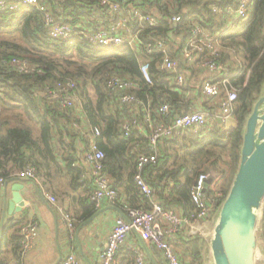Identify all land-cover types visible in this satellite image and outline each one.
I'll return each mask as SVG.
<instances>
[{
    "label": "trees",
    "instance_id": "1",
    "mask_svg": "<svg viewBox=\"0 0 264 264\" xmlns=\"http://www.w3.org/2000/svg\"><path fill=\"white\" fill-rule=\"evenodd\" d=\"M40 2L56 21L83 26L85 30L89 29L87 26L91 30L98 29L101 21L109 26L117 17L109 12V8L101 6L99 0ZM237 2L141 0V9L155 13L159 20L157 26L141 31L142 53L129 45L95 44L79 27L77 35L70 39L55 38L49 33L45 12L36 6L20 5L17 9L0 6V174L10 179L21 170L34 167L42 184L53 191L60 206V199L52 187L62 174L67 177L70 187V192L64 195L74 193L73 199L78 200L72 205L73 213L63 208L75 218L76 225L95 212L94 191L91 194L93 179L83 175L84 169L75 165L76 159L70 154L77 151L78 142L88 143L85 134L74 127L81 121L75 109L61 107L47 94L48 89L54 88L58 82L74 80L78 83V94L89 124L100 128L95 140L105 153V171L117 190L127 171L128 191L137 197L145 196L135 179L138 156L154 153L157 160L147 164L142 175L159 196L167 200L163 204L173 205L178 201H170L171 198L179 196L184 200L179 201L184 210H194L191 186L206 163L208 171H220V162L232 164L226 189L229 192L240 163L247 118L264 93V0H253L248 19L224 16L214 10V7L224 8ZM130 4L138 6L137 0H131ZM101 11L105 12L104 18ZM174 14H180L182 20L170 23L169 18ZM83 18H86V25L81 22ZM195 24L207 27L212 34L221 35L219 59L227 65L230 86L237 89L233 115L238 126L230 132L215 127L203 132H179L171 138L162 137L156 146L136 128L130 135H125L123 126L126 122L135 120L139 124L149 113L156 122L163 120L161 122L170 124L177 115L195 109L194 97L189 92L199 89L209 77L195 84L187 81L186 86L179 88L175 74L159 68L162 53L146 51L152 37L163 36L168 41L169 54L179 58L185 36ZM14 57L28 58L34 69L26 74L12 70L6 62ZM142 58L150 62L152 82H148L141 71ZM182 69L193 72L191 65L185 67L183 64ZM112 76L132 79L136 85L131 92L142 103H123L119 92L108 84ZM164 101L169 103L170 110L161 113L159 107ZM171 182H174V188ZM80 190L86 194H79ZM208 192L212 191L209 189ZM122 196L119 191L118 202ZM258 236L264 243V214ZM206 247L203 238L195 237L187 254L199 264H206L203 259Z\"/></svg>",
    "mask_w": 264,
    "mask_h": 264
},
{
    "label": "built area",
    "instance_id": "2",
    "mask_svg": "<svg viewBox=\"0 0 264 264\" xmlns=\"http://www.w3.org/2000/svg\"><path fill=\"white\" fill-rule=\"evenodd\" d=\"M101 6L109 8V12L117 14L111 25H106L104 21L98 29L85 30L83 26H73L64 21H56L52 13L43 5L40 0H0L3 8L17 9L20 5H34L40 11L45 12L47 27L52 37L70 39L77 35V28L83 29L86 37L95 44L103 46L121 47L129 45L136 51H141L143 40L140 37L141 31L146 27H155L159 20L155 13L144 12L140 5L141 0H137L138 6H131V0H99ZM136 1V0H134ZM142 6V5H141ZM214 10L224 16L237 19H248L253 10V0H238L237 4L224 8L214 7ZM104 11L101 16L104 18ZM182 20L180 14H174L169 18L170 23ZM221 45V35L212 34L211 31L200 24L191 27L185 36L183 47L179 58L173 57L168 52V41L163 36H154L147 44L148 53H162L159 68L175 74V82L179 88L186 86L188 76L182 69L190 64L198 62L200 67L208 69L213 76L207 78L202 83V92L205 95L217 99L219 108L223 114V119L233 114L238 98L237 89L230 86V78L227 73V65L219 59V48ZM12 70L26 74L34 69V64L24 57H14L6 62ZM141 71L148 82H152L150 62L141 59ZM108 84L114 91L119 92L120 100L123 103L139 105L142 101L131 92L135 87V82L130 78L120 76L110 77ZM47 94L56 100L63 108L75 109L81 103L78 94V83L74 80L60 81L54 88L48 89ZM82 104V103H81ZM170 110V105L164 101L159 107L161 113ZM211 114L203 110H193L177 115L170 124L154 123L147 119L151 132L149 133L151 143L156 146L162 137H172L176 132L196 131L203 132L209 128V118ZM139 125L137 121L126 122L123 126L125 135H130L131 131ZM92 140L89 147L84 150L82 158L85 160L76 161L75 165L86 167L90 165V176L94 183L93 200L96 203L102 201L117 202L119 192L113 186L110 176L105 171L103 160L105 153L99 148L95 140L100 134V128L93 126ZM75 156L74 152H71ZM157 160V154L141 153L138 156L136 183L141 193L149 198L157 195V190L148 183L142 175L144 167ZM208 163L201 169L195 182L191 186V198L195 204V209L185 213L167 208L160 202H154L151 208H141L125 204L128 219L120 217L116 220L108 242L101 254L103 264H111L119 251L120 246L132 230H136L144 241L154 244L162 250L169 264H182L180 256L175 252L171 239L174 235L185 232L187 236L213 235V229L207 230L206 221H214L216 224L221 207L228 195L227 184L232 175V168L228 163L220 162L221 170L217 174L206 169ZM87 175V172L85 173ZM20 178L29 179L41 186L44 195L54 204H58L57 197L50 190L45 189L41 180L36 174L34 167L29 166L17 173ZM211 179V182L208 181ZM6 178L0 174V186ZM209 189L212 191L209 193ZM67 229L71 234L76 228L75 218L59 207ZM167 225V226H166ZM215 225H213L214 227ZM211 235V237H212ZM20 245L22 256L34 247L39 236V225L33 220L20 227ZM60 264H81L77 255L70 252ZM136 264H147L141 255L137 256Z\"/></svg>",
    "mask_w": 264,
    "mask_h": 264
},
{
    "label": "crops",
    "instance_id": "3",
    "mask_svg": "<svg viewBox=\"0 0 264 264\" xmlns=\"http://www.w3.org/2000/svg\"><path fill=\"white\" fill-rule=\"evenodd\" d=\"M81 22L83 25H86V18L81 19ZM86 29L91 30V27L87 26ZM190 65L193 67V72L191 73L186 70L185 74L188 76V82H191L192 84L198 83L199 80H202L205 77L210 78L213 76L211 71L200 67L198 62ZM200 85L202 87V83ZM201 87L189 92V94L194 97V110H203L211 114L209 118V128L215 127L222 132L233 131L238 126L236 117L232 114L223 119V114L219 108L217 99L203 94ZM81 103L75 110L77 117L81 122L77 124L75 123L74 127L85 134L88 143H77V151L74 152V157L76 161L78 160L80 163L84 160L82 158L84 155L83 153L85 152L84 150L89 147L93 138L92 134H90L92 126L87 120L83 111V104ZM148 118L156 124L163 123L161 122L163 120L156 122L150 113L147 114L145 119L136 126L137 130L134 128L147 138L150 136L149 133L151 132L147 122ZM137 148L139 147L137 146ZM84 163L86 167H82L84 169L83 175H86L85 173L87 172V175L90 177V165L86 162ZM229 165L231 166V164ZM212 172L213 174H217L218 169L215 171L213 170ZM126 174L127 171L124 172L122 176V179L124 180L122 184H120L119 190H117L123 194L121 200H119L120 202L117 201L114 203L104 200L101 203H96L97 208L95 212L82 222H77L73 234L67 229L59 209V207L67 208L72 212V205L78 201L73 199L72 196L74 193L71 195H64L65 193L70 192L69 181L66 176L62 174L58 176L54 181V187H52L60 199L59 202L61 206L50 202V200L45 197L42 187L36 185L32 180L20 178L18 175L6 179L5 183L0 186V264H60L62 261V255L63 259L70 252H74L77 255L81 264H103L101 254L108 242L116 220L120 217L128 219V214L125 208L126 203H129L131 206L149 209L154 202H160L162 205H166L167 208L179 212L185 213L188 211L184 210V205L179 202L184 201L180 199L179 196H176V198L172 197L170 201L178 202L169 205L167 203L163 204V201L167 200L160 197L158 193L153 198L145 197L142 194L139 197L133 195L128 191V179ZM182 179L185 178L183 177ZM16 183L24 184V187L28 189L25 193V197L28 198L23 211L10 214L6 209V198L11 195L12 187ZM174 185V182H171V187L174 188ZM93 186L94 184L92 185L91 182V194L94 191L92 188ZM51 192L53 193V191ZM78 193L81 195L86 194L85 191L81 190L78 191ZM167 193L168 192H166L165 195H167ZM33 220L39 225V236L34 247L27 253V255L22 256L20 227ZM88 220L89 222H87ZM86 222L87 224H84ZM205 224L207 230L213 229V225H215L214 221L211 220L206 221ZM81 225L83 226L78 230ZM211 235L204 236L199 234L196 236H187L185 232L174 235L171 239V243L175 252L180 256L182 264H194L192 261L195 260L187 254V249L191 240L195 237H201L205 240L207 250L203 255V259L206 264H211L213 260V254L210 249ZM262 244L264 243H261L258 236V246L261 249H264V245ZM260 254L259 251H256L255 264L258 263L259 256H261ZM138 255H141L147 264H169L162 250L154 244L144 241L136 230H132L129 233L124 243L120 246L115 260L111 264H135Z\"/></svg>",
    "mask_w": 264,
    "mask_h": 264
},
{
    "label": "water",
    "instance_id": "4",
    "mask_svg": "<svg viewBox=\"0 0 264 264\" xmlns=\"http://www.w3.org/2000/svg\"><path fill=\"white\" fill-rule=\"evenodd\" d=\"M27 190L20 183L12 187L11 195L6 198V209L10 214L23 211ZM263 214L264 93L246 121L240 163L210 239L211 264H254L256 251L261 253L264 263V249L258 246Z\"/></svg>",
    "mask_w": 264,
    "mask_h": 264
},
{
    "label": "rangeland",
    "instance_id": "5",
    "mask_svg": "<svg viewBox=\"0 0 264 264\" xmlns=\"http://www.w3.org/2000/svg\"><path fill=\"white\" fill-rule=\"evenodd\" d=\"M82 102V101H81ZM24 116H25V114H24ZM227 159V158H226ZM228 161H230V159H227ZM227 162V161H226ZM227 163H229V164H231L230 162H227ZM231 166H232V164H231ZM232 168V167H231ZM238 169V168H237ZM236 172H237V170H236ZM236 174V173H235ZM261 222H262V220H261ZM261 222H260V224H259V230H258V234H259V231L261 230ZM213 232H214V227H213ZM258 252V251H257ZM261 255V254H260ZM255 259H256V257H255ZM255 261V260H254ZM194 264H199L198 262H196V261H192ZM255 264V263H254ZM257 264H264L262 261H261V257L259 256V260H258V263Z\"/></svg>",
    "mask_w": 264,
    "mask_h": 264
},
{
    "label": "bare ground",
    "instance_id": "6",
    "mask_svg": "<svg viewBox=\"0 0 264 264\" xmlns=\"http://www.w3.org/2000/svg\"><path fill=\"white\" fill-rule=\"evenodd\" d=\"M255 257H256V252H255ZM254 263H256V259H255V262Z\"/></svg>",
    "mask_w": 264,
    "mask_h": 264
}]
</instances>
